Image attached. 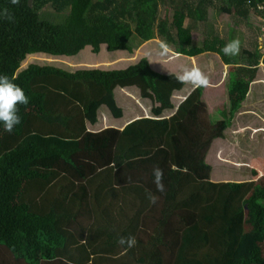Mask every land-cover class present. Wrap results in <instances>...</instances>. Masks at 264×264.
<instances>
[{"label":"trees","instance_id":"16d2710c","mask_svg":"<svg viewBox=\"0 0 264 264\" xmlns=\"http://www.w3.org/2000/svg\"><path fill=\"white\" fill-rule=\"evenodd\" d=\"M210 8L264 24V0H0V244L16 260L264 264V177L249 166L264 39L205 32ZM211 70L220 119L202 100Z\"/></svg>","mask_w":264,"mask_h":264},{"label":"rangeland","instance_id":"374dc122","mask_svg":"<svg viewBox=\"0 0 264 264\" xmlns=\"http://www.w3.org/2000/svg\"><path fill=\"white\" fill-rule=\"evenodd\" d=\"M167 9L168 10L166 12V8L161 6L160 12H159V14H160L159 19H165L166 17L167 18L172 17L173 9L171 7H167ZM41 15L43 18L49 19L51 21H59V20H61V17H62L60 15L55 14V12H53L52 9H50V8L44 9L41 12ZM208 16L209 17L207 18V20H208L207 22H209V23L202 26V30H204L205 32H209V33H215L216 32L218 34L226 36L228 34H231V32H230V30H231L233 32L232 33L233 39L235 41H238V38L240 36H241V39L244 40V44H242V46H244V48H246V47L248 48L251 43H255L257 38H262L261 40L264 39V37H262V34L260 33V31L258 30V29H260V25L263 26L264 24L260 18L256 17V15L252 16V19H253L254 23H256V24H253L254 28L251 30L245 29L244 26L238 25L237 23H235L234 19H232L230 17L228 18L226 16L218 15L217 11L212 9V8L209 9ZM69 17L72 18L74 21H79V19L81 17L80 10L79 9L76 10L74 12V14L69 15ZM226 23H227V25L229 23V26H226ZM187 24H188V21L186 22V25ZM192 36L194 38V41H196L194 43L200 44L201 40L204 37V33L200 32V31L199 32L194 31L192 33ZM235 41H234V43H235ZM258 41L260 44L263 45V48H264V41L261 42L259 39H258ZM237 44H235V45H237ZM252 46H254V44ZM261 51H262V53H264L263 50H261ZM91 53H93L92 49L89 48V51H85L84 55L82 57L84 59H89V56H91ZM30 59H32V58H30ZM58 62L67 63L69 65L70 64L75 65V64H72V62H70V61H66V60H62V59H58ZM217 70H219V69H217ZM220 72L222 73V71H219L218 73H220ZM258 79L262 80L261 75L258 77ZM212 81L217 82L218 80H216V78H214ZM263 90H264V88H263ZM203 102H205L207 107L209 108L208 109L209 114L212 113L211 115L217 116V117H219V119L223 118V116H224L223 114L225 113V111H224L225 104L222 102V100L221 101H209V100H207V98H205V100H204V97H203ZM214 102H215V104H214ZM211 104H212V106H210ZM241 149H243V148H241ZM250 151H251V148L247 149L246 153H249ZM259 152H260V154H258V155L254 154V155L250 156V157H252V159H254V161L251 159L250 164H249V166L251 168L256 169L259 173L258 177L255 180L256 182H258L260 179H262V177H264V148H263V146L259 149ZM247 155H249V154H247ZM0 246L4 247L1 244H0ZM2 247H0V264H27L23 260H16L12 256V254L8 250L5 249V247L4 248H2Z\"/></svg>","mask_w":264,"mask_h":264},{"label":"crops","instance_id":"0c3cea01","mask_svg":"<svg viewBox=\"0 0 264 264\" xmlns=\"http://www.w3.org/2000/svg\"><path fill=\"white\" fill-rule=\"evenodd\" d=\"M192 61L194 63V68H195L196 65H197V62H196L195 59H193ZM183 70H182V75H183V77H185L186 74H185V72ZM173 71H177V68L173 69ZM195 71H196V68H195ZM179 73H180V71H179ZM209 75H210V79H208V80L203 78V77L200 78L201 83H205L206 84V86L204 88V93H203L204 100H205V98H207V100H209V101H221L222 100V102L225 104L226 100H225V98L223 96L224 72L218 73V72H216L214 70H211V72H209ZM191 76H192V74H191ZM196 76L199 78V72H198V75H196ZM214 78H216V80H218V81L217 82L212 81ZM203 97H202V100H203ZM185 100H186V98H185ZM185 100L183 101V103L185 102ZM212 104L210 106H212ZM214 104H215V102H214ZM253 110H255V109H253ZM250 124L251 123H248V122H246L245 124H242V122H237V123H235V126H238L240 131H243V130H245L247 128H251L249 126ZM252 130H255V129H252ZM253 161H254V159H253Z\"/></svg>","mask_w":264,"mask_h":264}]
</instances>
